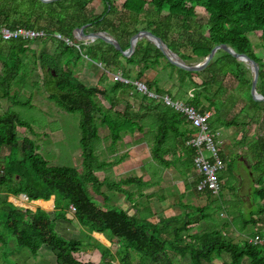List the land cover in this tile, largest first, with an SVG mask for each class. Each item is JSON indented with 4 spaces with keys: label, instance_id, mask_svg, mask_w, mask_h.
<instances>
[{
    "label": "trees",
    "instance_id": "1",
    "mask_svg": "<svg viewBox=\"0 0 264 264\" xmlns=\"http://www.w3.org/2000/svg\"><path fill=\"white\" fill-rule=\"evenodd\" d=\"M0 25L10 29L42 30L48 33L47 39L41 40L43 45L48 40L58 43L54 55L42 50L31 58L30 42L0 38V109L2 100L12 104L0 113V150L7 151V154L0 155V193L3 194L0 196V242L15 241L19 248H27L36 256L47 245L52 248L58 264H93L77 259L83 245L80 240L67 239L56 229L59 220H68L67 214L73 206L75 219L81 224L91 231L108 232L119 240L121 246L117 253L121 264L133 263L132 252L141 256V264H181L187 258V264H216V260H224L226 255L230 258L229 264H244L245 259L250 264H264L261 235H257L260 238L257 242L256 237L237 242L226 235L224 229L191 234L192 229L200 226L201 218H205L203 209L186 214L179 222L173 220L179 227L171 240L163 239L161 225L140 221L122 209H104L98 205L93 192H101L104 186L118 187L123 191L122 186L139 181L128 178L113 182L101 180L97 175L109 165L96 153V146L101 141L99 128H107L115 147L124 135L134 134L141 127L140 121L137 122L129 110L117 109L115 98L120 91L132 90L134 86L117 81L109 90L104 85L107 81L102 79L90 87L75 76L69 64L67 67L64 64L67 56H74L76 52L82 56L85 51L91 61L104 63L108 69L122 68L129 79L135 70L137 81L145 78L146 71L161 66L170 70L169 78L177 72L178 81L174 88H181L189 81L193 96L188 95L186 102L203 113L212 112V119L218 118V127L212 124V130L241 123L249 128L255 120L264 126V102L254 101L251 95V70L246 63L223 49L203 71L189 72L169 63L160 49L146 39L138 42L131 58H126L101 39L79 42L73 36L76 28L90 25L85 32L107 31L119 41L123 50H127L133 35L149 30L161 37L188 64L201 62L214 47L226 44L260 64L257 89L264 95V57L259 55L250 38L251 35L259 38L264 49V0H60L52 3L0 0ZM66 39L73 45H69ZM38 69L44 72V86L50 89L47 90L48 99L66 112L80 115L82 170L50 166L32 139H19V128L29 129L31 133L34 130L11 107L32 105L33 96L24 99L22 89ZM199 78H202L201 82ZM145 83L150 91L173 97L170 91L159 86V79ZM34 85L38 86V83L34 82ZM132 93L148 106V95L138 89ZM100 97L109 98L111 107L106 109L99 104ZM157 101L159 103L151 101L153 106H149L159 124L153 156L162 158L161 150L170 136L175 140L183 137L186 146L195 131L188 128L191 125L182 113ZM235 107H240L238 113H232ZM95 114H100L101 119L97 120ZM242 145L250 148L255 162L254 172L264 175V137L258 136L255 141ZM188 148L193 157L189 165H194L196 151ZM219 154L226 163L228 157L220 148ZM263 178L261 175L258 181L262 182ZM220 181L222 184L221 176ZM22 194L29 201H49L55 196L54 213L41 208L33 211L8 201L10 195L18 197ZM257 194L264 201V185ZM261 212L264 214L263 206ZM253 216L248 224L255 222ZM102 254L103 264H112L111 250L102 249ZM174 254L182 259L174 258Z\"/></svg>",
    "mask_w": 264,
    "mask_h": 264
},
{
    "label": "crops",
    "instance_id": "2",
    "mask_svg": "<svg viewBox=\"0 0 264 264\" xmlns=\"http://www.w3.org/2000/svg\"><path fill=\"white\" fill-rule=\"evenodd\" d=\"M104 69L105 70L99 73V76L101 77H99L100 81L98 82H101V80L104 79L107 83H110L109 80L111 75L108 74L115 73V68L108 69L104 67ZM148 71L154 72V74H156L155 79H159V81H162L163 78H168L170 74L169 69L165 70L160 66L157 67V69H150ZM148 71H146L145 76ZM91 73L95 72L91 71ZM120 73L123 74V77L126 80L131 81V79H133V81H137L135 70H133L130 79L125 77L123 71ZM175 74L176 77L172 78L173 80L170 81H178L177 72H174L172 76H175ZM140 81L145 82L146 80L143 79ZM191 91H193L192 88ZM131 93L132 91L126 99V110L131 112V115L134 116L137 122L140 121L141 127L139 130H136L134 134L128 133L124 135L125 143L123 146L126 148L124 153H121V151H119L120 149L117 150L116 147H110V149L115 152V155L112 153V157L107 161L103 159V161H106L109 165L104 168L105 170L98 171L97 175L101 180L108 179L113 182H120L128 178H137L139 181L131 185L122 186L123 191H120L118 187L104 186L101 188V192H93L95 202L104 209H122L130 216L140 221L161 225L163 230L161 236L163 239L169 238L173 240V237H175L174 231L179 225L174 223L173 220L176 219V221L179 222L180 219L183 220L186 214L196 213L200 209L205 211V218L202 217L199 222L200 226L196 229H192L190 233L196 235L212 229V227L210 228V225L212 224L210 221H207L208 213L206 210L209 209V205L213 204L212 200L215 197L208 195V193H200L197 191L196 185L199 181V176L194 165H189L190 159L193 157L188 146L183 145L184 138L178 137L176 140L170 139L166 141L163 146L164 148L161 150L162 158L158 157L159 155L155 158L153 156L155 134L153 135L151 133V124L149 126L144 125L145 120L150 116L148 114L150 113L149 106H153V102L150 104L148 103V106H145L138 97H134V94ZM190 95H193V93L191 92ZM156 122L157 123L154 122L155 126H153V128H158V121ZM188 128L194 130L190 126ZM225 128L227 129V133L224 134L225 137L227 135L231 136L235 131L231 130L232 127H221L217 129L220 133L217 138L218 146L221 151H223V154L225 153L226 148H230L226 141L227 138L224 140L222 139L223 134H221V132ZM150 134L153 138H149ZM136 136L137 138L134 140L133 137ZM121 141L123 142V139ZM235 144L240 145L238 141ZM230 149L233 152V156H236L239 162L237 166L239 171L237 178L239 179V192L241 193V190L244 188V183L249 179L254 180L255 162L251 152L244 146L239 148L231 147ZM118 153H120V155H118ZM116 155H118V157ZM224 155L228 157L226 153ZM153 165H156L157 168H153ZM226 169L228 170V165ZM226 169L224 171H227ZM222 173L220 176L222 186L224 187L225 181ZM243 177L245 179H242ZM1 195L3 194L0 193V196ZM239 198H243L245 202L249 201L247 195L240 194ZM8 201L18 207L28 208L33 211L41 208L51 214L54 213L56 205L55 196L49 201H29V199L24 201L23 196L21 195L19 197L10 195ZM28 204L35 206L34 208L31 206L29 207ZM261 204L264 207V201L261 200ZM259 215L260 217H257L256 215L253 216L255 222L253 221L248 224V221H245L242 232L231 227L236 222V217H231L229 222L231 224H224L225 234L230 236L234 241H246L257 237V235H261L262 243L264 244V214L263 212H259ZM222 216L225 215L222 214ZM67 218L70 221L59 220L56 229L63 237L80 240L82 242V250L76 255L78 260L83 263L103 264L104 259L102 249H110L113 254L111 258L112 264H121L117 253L118 248L121 245L117 238L111 236L108 232L91 231L88 226H85L76 220L75 215H73L71 211L68 212ZM169 222L172 223L169 224ZM249 225L255 227V231L250 232L247 230ZM245 230L247 231L245 232ZM48 247L49 246L44 245L40 249L39 254L42 252H48L47 250H49L50 255L49 253L47 254L49 259H52L55 264H58L52 248L49 247L50 249H48ZM175 255L176 254H174V258L182 259L180 255ZM229 261L230 258L226 255L224 260L218 259L215 263L224 264V262H226L229 264ZM244 264H250L248 259H245Z\"/></svg>",
    "mask_w": 264,
    "mask_h": 264
},
{
    "label": "rangeland",
    "instance_id": "3",
    "mask_svg": "<svg viewBox=\"0 0 264 264\" xmlns=\"http://www.w3.org/2000/svg\"><path fill=\"white\" fill-rule=\"evenodd\" d=\"M180 34H183V32H179ZM253 44L256 47V50L259 55L264 57V49L262 48V44L259 38H257L255 35L250 36ZM66 42L69 45H73L72 41ZM29 47L32 49V52L29 53L30 57L33 58L35 54H39L42 50L47 51L49 54L54 55L57 51L58 43L53 40H48L46 45L42 44V41L38 40L29 45ZM85 51L82 52V56H80L79 53L76 52V54L73 56H67L65 58V67L69 64V68L74 71L75 76L83 82L85 85L94 87L96 86L100 81L99 73L102 72L104 67H106V64L104 63H96L91 61L87 55H85ZM123 63L125 64V60L122 59ZM33 67V64H31ZM161 67V66H160ZM160 69V68H159ZM91 71L95 73H91ZM115 73H109L108 75H111L110 83L105 82V87L109 90L111 89V86L117 82V72H122V68H115ZM89 72V74H88ZM124 72V71H123ZM161 72V71H160ZM176 72V71H175ZM156 74L152 71H148L144 80H154ZM178 75V74H177ZM162 76V75H161ZM160 76V77H161ZM126 77V76H125ZM176 77L173 76V78ZM127 78V77H126ZM204 78V77H202ZM199 78V82H201V79ZM44 72L41 69H38L36 72L32 73L30 77V81L27 83V85L22 89V96L25 98L33 96L32 98V105L29 107L25 106H13L11 107L14 111L19 113L22 120L28 122L31 124L34 133H31L29 129L26 128H19L18 129V136L19 139L22 141L24 138H30L32 139L37 146H39L40 150L39 152L42 154V156L49 162L50 166H59V167H73L77 168L79 170L83 169V157H82V148L80 145L81 140V130H80V115L79 114H70L66 112L65 110L59 108L54 102H51L48 99L49 92L47 90H50L48 87L44 86ZM172 78H163L162 81H159V86L163 88L165 91L168 90L172 94V99L174 101H186L188 98V95H190L191 91V85L185 83L184 86L181 88L175 87L174 85L177 84ZM133 84V89L122 90L120 93H118L119 96H116L117 99V109L124 112L126 110V99L129 96V91L135 92L137 87L135 86V81L131 79ZM34 82L38 83V86L34 85ZM147 102L150 104L151 101H154L155 103H159V101L149 98ZM99 104L106 109L111 107V103L109 98L106 97H100L98 100ZM1 109L0 113H4L10 106H12L11 102L8 100H2L1 101ZM239 108L235 107L232 109V113H238ZM150 116L145 120V124L149 126L152 130V134H156L158 132V128H153L154 122H156V114L150 110V113H148ZM95 118L98 120L101 119L100 114H95ZM231 118V115H230ZM241 119L239 120V123H241ZM262 121V119H261ZM215 125V127H218V118H213L211 120V125ZM245 123L238 124V126H232L231 130H235L234 134L227 135L225 137V133H227V129H223L221 134L222 139L224 140L227 138L228 147H236L239 148L242 145L243 142H253L256 140V138L259 136L264 137V126L261 122H257L256 120L251 123V125L248 127L244 126ZM234 128V129H233ZM215 132H218L217 130ZM99 133L101 136V141L96 146L97 148V155L99 156L100 160L103 161L105 159L106 161L109 160L113 155H115V152L110 149L112 146V138L109 135V132L107 128L100 127ZM153 138L151 134L149 135V138ZM119 141L115 147L116 149H120L121 153H124L126 148L123 146L124 142ZM137 138L133 137L135 140ZM172 136H170L168 139L170 140ZM150 140V139H149ZM241 142L240 145L235 144L236 142ZM230 148H226L225 153L228 155V161L227 165L229 166L227 171H224L222 173V176L225 181L224 187L221 189V192L219 195L213 196L215 197L212 200V205H209V209L206 210L208 213V219L207 221H210L212 225H210V228L212 229H225L224 224L230 222L231 217H236V222L233 227L236 228L239 232H242L244 229V222L250 221L252 219L253 215H256L257 217H260L259 212H261L262 204L261 199L259 197L258 190L261 186L264 185V178L262 182L260 181L261 175L254 172V180L249 179L247 182L244 183V188L241 190V193L239 192L240 183L239 179L237 178V175L239 174L238 171V160L236 156H233V152ZM116 150V151H117ZM250 150V148H249ZM7 154V151L0 150V155ZM210 154V153H207ZM120 155V153H118ZM118 155H116L118 157ZM237 155V154H236ZM236 157V158H235ZM153 168H157L156 165L152 166ZM105 170V169H104ZM242 173V172H241ZM240 173V174H241ZM243 176V175H242ZM242 179H245L244 177ZM259 180V181H258ZM243 184V183H242ZM251 190V191H249ZM241 195H247V198L249 199L248 202H245L243 198H239ZM19 197V196H18ZM245 198V199H247ZM28 206L33 207L35 205L28 204ZM72 214L74 215L75 212L71 210ZM224 214L225 216H222ZM231 224V223H229ZM57 226V225H56ZM238 227V228H237ZM247 230L250 232L255 231V227L252 225H249L247 227ZM245 230V232L247 231ZM238 242V241H237ZM241 242V241H240ZM48 249H50L48 247ZM124 248H122L123 250ZM42 252L40 254L33 255L29 249L27 248H19L15 241H9V243L4 244V242H0V264H55V262L51 259H49V256L47 255L50 252ZM131 260L132 264H141V256L136 253H131ZM135 260V261H134ZM189 261V258L187 260H182L181 264H187Z\"/></svg>",
    "mask_w": 264,
    "mask_h": 264
},
{
    "label": "built area",
    "instance_id": "4",
    "mask_svg": "<svg viewBox=\"0 0 264 264\" xmlns=\"http://www.w3.org/2000/svg\"><path fill=\"white\" fill-rule=\"evenodd\" d=\"M47 36L48 33L42 30L38 31L27 28L10 29L0 25V38L3 41L22 39L33 43L38 40L47 39ZM117 80L124 83H132V81L126 80L120 72L117 75ZM134 84L143 94L148 95L152 99L160 100L164 106L170 107L186 117L187 122L195 130V134L187 141V146L194 148L196 151L194 168L199 176L196 189L200 193L210 192L213 196L219 195L222 189L220 175L227 165L219 154L217 138L220 133L212 130L210 126L213 113H203L186 101H174L169 95H159L154 91H150L143 81H135ZM71 209L74 212L76 210L73 206ZM255 241H260V238L257 236Z\"/></svg>",
    "mask_w": 264,
    "mask_h": 264
},
{
    "label": "water",
    "instance_id": "5",
    "mask_svg": "<svg viewBox=\"0 0 264 264\" xmlns=\"http://www.w3.org/2000/svg\"><path fill=\"white\" fill-rule=\"evenodd\" d=\"M42 1L45 3H52L60 0H42ZM89 26L90 25H86L80 28H76L73 32V36L75 40L79 42H90V41H95L97 39H101L106 43L113 45L115 49L120 53H122L124 57L131 58L136 52L138 42L142 39H146L152 44H154L158 49H160V51L164 54L166 60L169 63L189 72L203 71L211 63L216 53L219 50L223 49L229 54H231L233 57H235L238 61L244 62L248 65L252 73V85H251L252 98L256 102H264V95L261 94L257 89L259 82V75H260V64L257 63L254 59H252L249 55L238 53L232 47L226 44H222L214 47L211 53L201 62L196 64H188L182 57H180L179 54L174 52L161 37L155 35L149 30H141L135 35H133L130 39V47L127 50H123L119 41L107 31H92L89 33L85 32V30ZM21 196L27 197L24 194H22Z\"/></svg>",
    "mask_w": 264,
    "mask_h": 264
},
{
    "label": "bare ground",
    "instance_id": "6",
    "mask_svg": "<svg viewBox=\"0 0 264 264\" xmlns=\"http://www.w3.org/2000/svg\"><path fill=\"white\" fill-rule=\"evenodd\" d=\"M24 201L26 200V197H23Z\"/></svg>",
    "mask_w": 264,
    "mask_h": 264
}]
</instances>
